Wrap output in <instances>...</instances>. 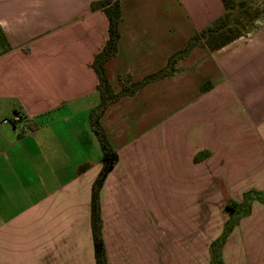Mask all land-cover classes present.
I'll list each match as a JSON object with an SVG mask.
<instances>
[{"label": "crops", "instance_id": "crops-1", "mask_svg": "<svg viewBox=\"0 0 264 264\" xmlns=\"http://www.w3.org/2000/svg\"><path fill=\"white\" fill-rule=\"evenodd\" d=\"M99 1L0 0V264H96L91 200L103 162L90 122L100 103L92 65L109 38L107 15L91 9ZM120 5L119 52L105 65L114 93L119 77L139 82L164 70L227 12L224 0ZM176 68L101 119L118 155L100 200L108 264H210L211 244L229 219L226 203L264 193V23L218 51L194 48ZM17 114L21 123H3ZM156 135L167 147L161 162L172 149L175 171L184 173L177 186L188 192L180 198L202 200L201 221L219 224L195 260L201 241L193 230H163L161 217L126 202V172L148 164ZM212 209L222 214L216 219ZM222 258L264 264L263 202L235 227Z\"/></svg>", "mask_w": 264, "mask_h": 264}, {"label": "trees", "instance_id": "trees-1", "mask_svg": "<svg viewBox=\"0 0 264 264\" xmlns=\"http://www.w3.org/2000/svg\"><path fill=\"white\" fill-rule=\"evenodd\" d=\"M120 2L121 0H101L91 4L93 12L104 11L109 19V38H107L105 46L100 53L95 56L92 65V68L97 73V90L100 95V103L98 107L91 111L90 122L92 131L101 143L103 162L102 170L97 180L93 183L91 200V225L96 250V264H108L107 253L102 238L103 223L100 200L104 182H106L109 173L118 163V155L108 140L104 126L101 122L106 110H108L111 105L117 103L120 99L131 97L148 85L175 75L178 71L176 68L178 61L187 58L194 48H209L211 51H218L232 41H236L244 36L247 31L245 32V30H243L245 28L242 27V14H246L247 18H249V26L253 22L255 23L263 14L262 12L257 11L259 10V7L256 6L255 16H251V11L249 9H253L254 6H251L246 0H224L225 8L227 10L225 16L219 21L217 20L204 31L197 32L190 40H188L182 51L180 50L173 54L164 70L162 69L139 82H133L129 77H119L122 90L118 93H114L115 91L109 82L105 65L108 61L110 62L115 56H117L119 52V40L121 38L119 26L120 21L122 20ZM245 21L247 22V19H245ZM256 201L264 203V193L248 191L244 193L242 201L229 200L228 203H226L224 210L229 215V219L224 224L222 235L211 244L210 252L212 257L210 264H224L222 257L227 239H229V236H231L239 222L244 217L251 215L252 204Z\"/></svg>", "mask_w": 264, "mask_h": 264}, {"label": "rangeland", "instance_id": "rangeland-1", "mask_svg": "<svg viewBox=\"0 0 264 264\" xmlns=\"http://www.w3.org/2000/svg\"><path fill=\"white\" fill-rule=\"evenodd\" d=\"M250 3L254 4V8L249 9L251 11V16H255V7L258 6L259 10L257 11L262 12L263 17L262 19L259 18L258 22H253L249 26V18H247L246 14H242V27L245 28L242 29L245 30V32H250L252 29L260 27L261 23H264V0L261 2L260 0L256 2L251 1ZM244 18L247 19V22ZM150 145L151 147H149L148 152V164L145 163L144 165H142V170H129L126 172L127 175H129L128 178L130 177L127 181L129 185H127L126 188V202L128 204L134 205L137 210L138 207L139 209L141 208V212L145 209L148 217H161V228L163 230H193L195 237L193 238L194 242L201 241L200 247L195 246V249H193L194 255L192 257L195 260V257L203 254L212 239H214L218 235L217 228L219 227V224L216 222L205 223L201 221L206 214V209L202 205V200L196 199V202L194 203L195 205L193 206L190 199L186 197L180 198L179 195H181V192L188 191L186 189L184 190L183 188L178 187L181 185L177 182V176L184 173L178 174L175 171V167L178 166V163L175 161V158L172 155V149L166 151L169 162L165 164L161 161H163L164 152L167 148L166 143L161 140L159 135H156L152 137ZM146 154L147 153H145V155ZM164 164H169L167 169H165ZM161 175L163 179L160 178ZM165 177H169V180H167ZM114 200H116V196L114 197ZM139 201H141V203ZM211 212L213 217L216 219L218 213L222 214L220 209H212ZM213 212H215V214ZM191 213H194L195 215V220L193 221V223H190L191 215L189 214ZM147 227H149L148 224ZM202 233H209V238L207 240L201 239ZM202 263L203 261L199 262V264Z\"/></svg>", "mask_w": 264, "mask_h": 264}, {"label": "built area", "instance_id": "built-area-1", "mask_svg": "<svg viewBox=\"0 0 264 264\" xmlns=\"http://www.w3.org/2000/svg\"><path fill=\"white\" fill-rule=\"evenodd\" d=\"M23 121V118L21 116H19L18 114L15 115L14 117L12 118H9V119H5L3 121L4 124H19Z\"/></svg>", "mask_w": 264, "mask_h": 264}]
</instances>
